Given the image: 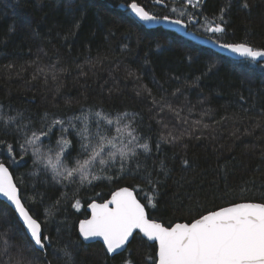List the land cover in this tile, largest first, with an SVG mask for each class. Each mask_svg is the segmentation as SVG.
I'll list each match as a JSON object with an SVG mask.
<instances>
[{"label": "trees", "instance_id": "1", "mask_svg": "<svg viewBox=\"0 0 264 264\" xmlns=\"http://www.w3.org/2000/svg\"><path fill=\"white\" fill-rule=\"evenodd\" d=\"M130 2L0 0V114L22 112L23 122L31 121L30 127L39 129L45 113L50 122L78 116L84 109H102L113 117L127 110L138 113L134 134L152 149L145 154L137 148L139 156L123 175L113 169L111 180L79 189L75 184L64 187L52 180L50 171L33 164L30 150L27 155L21 152L22 134L0 124V162L9 167L25 206L52 238L46 255L25 248V264H65L60 250L66 245L75 253V264H123L129 255L134 264H153L156 246L138 233L127 251L112 258L101 243L84 244L77 232L78 222L88 216L86 206L104 201L121 186L134 189L144 203L145 192H151L149 174L159 190L157 207L148 208L149 217L166 226L191 222L242 200L264 202V71L254 66L250 71L248 62L171 30L141 26L125 7ZM137 2L158 16H175L170 13L171 0H165L167 7L153 0ZM248 3L250 10H245L240 0H232L221 42L264 48V0ZM225 4L226 0H204L201 9L188 12L201 24V13L211 18ZM189 29L211 35L195 24ZM72 132L67 138L75 142L78 137ZM59 138L57 126L51 143L44 140L45 149L56 147ZM8 144L13 146L11 153ZM185 159L187 165L182 163ZM62 193L69 198H62ZM74 199L81 202L79 210L72 207ZM57 200L58 210L44 223L45 209ZM23 233L13 209L0 200V264H18L17 250L26 243Z\"/></svg>", "mask_w": 264, "mask_h": 264}, {"label": "snow or ice", "instance_id": "2", "mask_svg": "<svg viewBox=\"0 0 264 264\" xmlns=\"http://www.w3.org/2000/svg\"><path fill=\"white\" fill-rule=\"evenodd\" d=\"M231 2L232 0H226L219 14L211 18L201 13L203 23L200 27L211 34L209 39L215 38L213 42L220 48L248 62L250 71L253 66L264 71V48L254 47L247 42H221V37L226 34V16L230 11ZM153 3L168 6L165 0H153ZM203 4L204 0H186V6L193 9H201ZM240 6L250 10L248 0H240ZM125 7L141 22V26L168 22L187 29L189 25L200 23V18L188 12L187 7L179 10L171 7V13L177 15L175 19L169 15H156L137 0H131ZM75 27L78 28L79 24ZM10 31H14V28ZM152 103H157L155 98ZM168 107L171 110V106ZM137 115L138 113L125 110L113 117L102 109L95 112L89 110L88 113L82 110L80 115L67 120L53 118L48 122V114L45 113V122L39 129H35L30 127L31 121L23 122L22 112H17L15 116L0 114V124L5 129L12 127L22 134L23 139L19 143L21 152L27 155L30 150L35 158L33 164L43 165L46 171H50L55 183L64 187L75 184L79 189L96 181L111 180L113 176L109 173L113 169H116L117 175L130 171V163L139 156L137 148L142 149L145 154L152 151L147 141L141 143V137L134 134L136 128L132 125ZM176 115L179 118L178 112ZM125 120L129 122L125 123ZM57 126L60 138L56 141V147L48 146L45 150L44 140L47 139L51 143ZM164 127L167 128L168 125L164 124ZM70 129L73 130L71 134L78 137L75 142L67 138ZM168 135L171 136L172 133L169 132ZM172 139L175 140L176 137L173 136ZM156 147L158 150L159 144ZM7 149L9 153L14 150L11 144L7 145ZM73 150L76 151L75 157L72 156ZM13 162L15 163V160ZM182 163L187 165L189 162L185 159ZM139 167L137 162L136 168ZM160 168L165 175L168 174L169 170L164 161H161ZM146 179L151 185V192H145L144 203L137 198L135 190L129 187L114 191L111 199L103 203H90V218L79 221L78 233L82 241L101 240L106 254L115 258L128 250L131 238L139 233L158 246L153 264H264V202L242 200L208 211L191 222L166 226L149 218L148 208L157 207L159 190L156 182L151 180V174ZM61 195L64 199L69 198L67 193ZM0 197L5 198L8 206L13 208L24 229L26 243L17 250L20 258L18 264H25V248L44 252L46 255L48 248L52 246V238L45 233L42 222L25 206L20 189L3 162H0ZM59 204L60 200H57L54 205L45 209L44 223L55 215ZM72 207L79 210L80 200L74 199ZM8 230H11V226L6 229ZM8 250V241L5 240L3 251L7 253ZM60 251L65 264H75V253L67 245ZM27 264H31V261H27ZM123 264H134L130 255L123 260Z\"/></svg>", "mask_w": 264, "mask_h": 264}, {"label": "water", "instance_id": "3", "mask_svg": "<svg viewBox=\"0 0 264 264\" xmlns=\"http://www.w3.org/2000/svg\"><path fill=\"white\" fill-rule=\"evenodd\" d=\"M129 10V9H128ZM129 13H130V15L136 20V21H138L132 14H131V12H130V10H129ZM162 17V16H161ZM173 19H175V17H172ZM139 22V21H138ZM140 24H141V22H139ZM145 27L146 28H148V29H152V28H157V27H162V28H165V29H167V30H171V31H173V32H175V33H177L178 35H180V36H182V37H184V38H186V39H188V40H190V41H192V42H194V43H196V44H199V45H201V46H205V47H210V48H212V49H214L215 51H217V52H219V53H222V54H224V55H226V56H228V57H230V58H232V59H235V60H242V58L241 57H239V56H237L236 54H234V53H231V52H229V51H227V50H225V49H222V48H220L219 46H218V44L217 43H214L212 40H210L209 38H207V37H204V36H202V35H199V34H197V33H195V32H193V31H191V30H189V26H188V28L187 29H185V28H183L182 26H179V25H174V24H171V23H168V22H161V23H158V24H152V25H150V26H147V25H145ZM6 166V165H5ZM7 167V166H6ZM9 169V168H8ZM9 171H10V169H9ZM10 173H11V171H10ZM12 174V173H11ZM12 177H13V181L15 182V179H14V176L12 175ZM16 183V182H15ZM121 187H128V186H121ZM121 187H119V188H121ZM19 188V187H18ZM119 188H117V189H115V190H113L112 191V193L114 192V191H117ZM130 188V187H129ZM111 193V194H112ZM20 194H21V192H20ZM111 194L109 195V197L107 198V199H105L104 201H106V200H108V199H111ZM138 198V197H137ZM0 200H2L3 202H5L7 205H8V202L6 201V199L5 198H3V197H0ZM104 201H96V200H93V201H91L90 203H92V202H96V203H103ZM89 203V204H90ZM88 204V205H89ZM88 205L86 206V210H87V212H88V216L86 217V218H83V219H88V218H90V216H91V209L88 207ZM228 206V205H227ZM225 207V206H224ZM12 208V207H11ZM13 209V208H12ZM217 210V209H216ZM150 218V217H149ZM199 218V217H198ZM83 219H81V220H83ZM150 219H153V218H150ZM158 221V220H157ZM20 222V221H19ZM158 222H160V221H158ZM21 223V222H20ZM176 223H184V222H176ZM173 224H175V223H173ZM172 224V225H173ZM77 229H79V222H78V224H77ZM79 234V233H78ZM139 234V233H138ZM141 237H143V234H139ZM81 238V237H80ZM144 238V237H143ZM132 239V238H131ZM144 239H146V238H144ZM81 240H82V238H81ZM147 240V239H146ZM131 241V240H130ZM84 242V241H83ZM91 242H99V243H101L102 244V246H103V248H104V245H103V242L101 241V240H99V239H96V240H93V241H88V242H84V243H86V244H88V243H91ZM150 243H154L155 244V242H152V241H149ZM155 246H156V252H157V250H158V246L155 244ZM105 250V249H104ZM106 252V251H105Z\"/></svg>", "mask_w": 264, "mask_h": 264}, {"label": "rangeland", "instance_id": "4", "mask_svg": "<svg viewBox=\"0 0 264 264\" xmlns=\"http://www.w3.org/2000/svg\"><path fill=\"white\" fill-rule=\"evenodd\" d=\"M171 1H173V2H172V4L170 5V7H176L178 10L181 9V8L187 7V6H186V0H171ZM176 1H183V2H184V5H177V4H175ZM190 8H191V7H187V11H188ZM170 13H171V11H170ZM174 17L177 18V15L175 14ZM195 25H198V30H199V31H201V32H203V33H206V32L203 30V28L200 27V23H197V24H195ZM83 111H84L85 113H86V112L88 113L89 110H88V109H84ZM78 123H79V122H78ZM54 148H55V147H54ZM45 150H46V149H45ZM40 167H41V168H44L43 165H40ZM14 179H15V178H14Z\"/></svg>", "mask_w": 264, "mask_h": 264}, {"label": "bare ground", "instance_id": "5", "mask_svg": "<svg viewBox=\"0 0 264 264\" xmlns=\"http://www.w3.org/2000/svg\"><path fill=\"white\" fill-rule=\"evenodd\" d=\"M6 165V164H5ZM7 166V165H6ZM8 167V166H7ZM9 168V167H8ZM112 193V192H111ZM110 193V194H111ZM87 212V211H86ZM88 214V213H87ZM77 232H78V229H77ZM78 236H79V234H78ZM79 238H80V236H79ZM80 240H81V238H80ZM146 240V239H145ZM82 241V240H81ZM146 241H148V240H146ZM83 242V241H82ZM149 242V241H148ZM84 243V242H83ZM92 243V242H91ZM150 243V242H149ZM85 244V243H84ZM152 244H154V243H152ZM102 245V244H101ZM103 247V246H102Z\"/></svg>", "mask_w": 264, "mask_h": 264}]
</instances>
